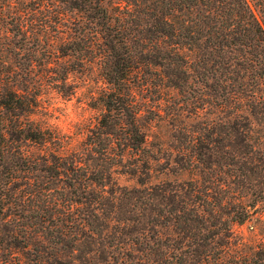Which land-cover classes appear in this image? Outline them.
Returning <instances> with one entry per match:
<instances>
[{
  "label": "trees",
  "instance_id": "16d2710c",
  "mask_svg": "<svg viewBox=\"0 0 264 264\" xmlns=\"http://www.w3.org/2000/svg\"><path fill=\"white\" fill-rule=\"evenodd\" d=\"M254 2L261 19L250 0H49L54 17L32 29L19 14L6 22L0 29V257L34 239L36 264L52 258L62 264L63 256L79 264H122L125 256L128 264H264V240L248 243L233 231L258 203L264 209V147L252 142L255 125H264V0ZM64 27L69 36L54 47ZM10 45L14 55L36 46L30 62L75 58L100 66L107 84L98 98L101 118L79 150L32 119L37 93L19 91L16 73L4 69ZM72 69L58 75L66 80ZM166 88L186 97L195 114L208 105L229 110L226 122L213 120L199 133L186 129L189 144L178 153L196 171L210 170L193 187L176 180L148 185L156 156L141 116L154 111L150 102ZM31 146L43 152L33 155ZM222 168L233 172L228 183ZM116 173L136 177L142 187L126 190ZM248 189L252 202L243 201ZM122 203L133 206L123 210ZM118 233L139 247L117 253L123 247L113 242L124 241ZM43 243L50 253L40 249Z\"/></svg>",
  "mask_w": 264,
  "mask_h": 264
},
{
  "label": "rangeland",
  "instance_id": "374dc122",
  "mask_svg": "<svg viewBox=\"0 0 264 264\" xmlns=\"http://www.w3.org/2000/svg\"><path fill=\"white\" fill-rule=\"evenodd\" d=\"M38 1L0 0V29H6L9 26L6 22L16 14L21 15V20L26 25L25 27L29 29L40 23V19L49 20L53 18V7L49 0H44L45 4L41 8L37 7ZM250 2L261 19L262 13L260 9L256 6L254 0H250ZM70 15L78 17V14L74 12L70 13ZM70 15L67 16L68 27L72 25L73 18ZM67 29V27H64L65 34L54 36L56 37L53 40L54 47L61 42L62 38L69 36L70 32ZM20 43L22 44V42ZM35 48L36 46L30 50H18L21 52H17L18 54L14 55L17 49L10 45L2 58L4 60V69L16 73L14 84L19 91L24 92L27 90L31 93H37L39 103L31 116L32 119L43 126L59 131L64 136L67 146L69 145L71 149L79 150L87 140L88 134L91 133L90 130L97 127L101 118L102 106L98 98L101 90L107 84L101 74L100 66L96 62L80 64L75 58L70 61L68 58L57 59L53 57L42 60L37 58V61L30 62V57H32L31 55ZM66 60L69 62H66ZM31 63L33 65L30 66ZM65 67H70V69L73 67L75 70L72 69L69 77L66 80H62L58 72ZM30 70L31 72L29 73L28 71ZM209 99L212 100V96ZM215 100L221 101L220 99ZM150 104L154 105V111L150 113L144 111L141 116V124L147 137V146L151 148L152 153L156 156V160L151 162V177L148 185L163 180H176L184 182L185 185L188 183L189 187H193L197 182H203L210 175V170H205L203 173L196 171L192 165H188V162L178 151L180 146L189 144L188 134L185 133L186 129L192 127L193 130L195 129L199 133L201 129L208 126L213 120L221 123L226 122L230 118L229 110L223 107L222 110V108L214 105H208L205 109L195 114L192 112L190 104H186V97L179 95L176 90L170 88L163 89L160 99L151 101ZM252 142L258 149L264 147L263 124L255 125ZM27 149L33 155L43 152L39 147L34 146ZM49 149H51L50 146L47 150ZM176 160L179 162H176ZM186 167H191L192 169L189 170ZM232 173V171L227 172V168H222L219 175L224 179L223 182L227 181L228 183L232 180ZM201 174L204 175L202 178L200 177ZM115 177L119 185L128 191L142 187L134 176L116 173ZM36 184H38V180ZM36 186L33 184L31 189ZM252 193L253 190L244 191L243 201L252 202L255 198ZM169 194L171 195L172 193ZM131 206H133V203H122L123 210ZM250 210L252 212L250 218L243 224L236 223L233 225V231L238 237L253 244L264 240V209L262 204L258 203L255 208ZM11 217L17 219L14 215L9 216L8 219ZM25 221L26 219L21 218V222ZM34 221H36L34 218L29 220L30 223ZM165 231H168V236H175L173 230L165 228ZM117 236L121 237L120 241L124 239L119 244L116 241L113 242L115 248L116 246L117 248L123 247L117 253L123 254V252L135 251V248L139 247L134 244L130 237L120 233ZM33 240L29 241L28 246H24L25 242L20 241L18 242L19 246L5 249L4 255L0 257V264H36L35 259L38 247H33L31 244ZM36 240L40 241L38 238ZM42 245L43 247L40 249L47 250V253H50V248H46L47 245L45 243ZM123 259L124 263L122 264L131 262L126 256ZM62 261V264H79L78 261L70 256H63ZM45 264L58 263L52 258ZM111 264L120 263L111 262Z\"/></svg>",
  "mask_w": 264,
  "mask_h": 264
}]
</instances>
